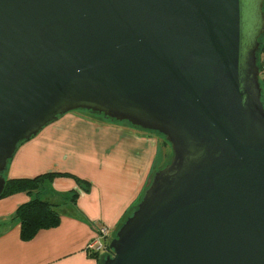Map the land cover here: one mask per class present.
Returning <instances> with one entry per match:
<instances>
[{"label":"water","instance_id":"1","mask_svg":"<svg viewBox=\"0 0 264 264\" xmlns=\"http://www.w3.org/2000/svg\"><path fill=\"white\" fill-rule=\"evenodd\" d=\"M264 0H0V195L18 145L71 111L157 133L101 264H264Z\"/></svg>","mask_w":264,"mask_h":264},{"label":"crops","instance_id":"2","mask_svg":"<svg viewBox=\"0 0 264 264\" xmlns=\"http://www.w3.org/2000/svg\"><path fill=\"white\" fill-rule=\"evenodd\" d=\"M84 113L59 116L20 143L9 160L5 179L47 172L73 176H51L38 190L0 197V264H101L106 253L86 251L95 228L107 225L111 240L147 187L157 164L158 136ZM35 196L57 205L59 221L24 240L14 214Z\"/></svg>","mask_w":264,"mask_h":264},{"label":"trees","instance_id":"3","mask_svg":"<svg viewBox=\"0 0 264 264\" xmlns=\"http://www.w3.org/2000/svg\"><path fill=\"white\" fill-rule=\"evenodd\" d=\"M257 55H258V66L260 71L259 81L261 85L262 101L264 104V64L262 61V55H264V34L260 38V45ZM88 114L92 116H97V114H92V113H88ZM98 116L100 118H105L102 115H98ZM105 119L110 121V119L107 118ZM154 134L158 135L157 133ZM56 175L73 176L67 172H61V173L47 172L44 174H39L32 178L6 179L5 187L0 197L15 192H23V191L31 192L33 190H38L39 188H41L43 182L46 179ZM75 180L77 181V183L79 184L82 190H88V184L85 183L82 179L75 177ZM128 214L129 213H127V215ZM14 217L19 220L21 238L26 240L31 238L36 233V231L41 228H48L55 226L59 221V209L57 208L56 204L48 200H43L39 196H35L30 200H28L27 202L20 204L15 211Z\"/></svg>","mask_w":264,"mask_h":264},{"label":"built area","instance_id":"4","mask_svg":"<svg viewBox=\"0 0 264 264\" xmlns=\"http://www.w3.org/2000/svg\"><path fill=\"white\" fill-rule=\"evenodd\" d=\"M108 234V226L105 224H99L95 228L92 239L86 245V251L97 255L99 253H111V250L109 248L110 240L108 239Z\"/></svg>","mask_w":264,"mask_h":264},{"label":"rangeland","instance_id":"5","mask_svg":"<svg viewBox=\"0 0 264 264\" xmlns=\"http://www.w3.org/2000/svg\"><path fill=\"white\" fill-rule=\"evenodd\" d=\"M262 61L264 64V55H262ZM259 77H260V71H259ZM86 116L93 118L94 120L97 121H102L104 123H112L108 120H106L105 118H100L98 115L97 116H92L88 113H84ZM116 123H120V122H116ZM158 136V140H159V144H158V155H157V164L156 167L153 168V172L151 174V177L154 173V171H156L157 169H159L160 167H162L165 163H167L169 161V159L172 156V151L170 148V145L165 141V139L162 136ZM151 179V178H150ZM150 182V181H149ZM149 184V183H148Z\"/></svg>","mask_w":264,"mask_h":264}]
</instances>
